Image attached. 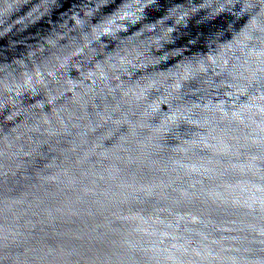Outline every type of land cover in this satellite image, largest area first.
<instances>
[{"label":"water","instance_id":"95a60500","mask_svg":"<svg viewBox=\"0 0 264 264\" xmlns=\"http://www.w3.org/2000/svg\"><path fill=\"white\" fill-rule=\"evenodd\" d=\"M0 264H264V0H0Z\"/></svg>","mask_w":264,"mask_h":264}]
</instances>
